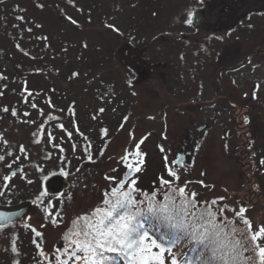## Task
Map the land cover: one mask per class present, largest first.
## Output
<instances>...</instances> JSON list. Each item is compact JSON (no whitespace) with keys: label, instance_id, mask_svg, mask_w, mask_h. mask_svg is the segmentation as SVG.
<instances>
[{"label":"rangeland","instance_id":"obj_1","mask_svg":"<svg viewBox=\"0 0 264 264\" xmlns=\"http://www.w3.org/2000/svg\"><path fill=\"white\" fill-rule=\"evenodd\" d=\"M233 1L206 0L201 5L200 0H0V109H10L0 111V155H5L0 163V191L5 193L0 205L31 203L24 216L0 229V264L14 260L55 264L56 249H63L71 221L102 202V193L115 186L105 177L120 178L128 171L120 157L134 153L141 140L142 170L135 174L139 189L150 192L156 178L172 167L182 171L181 184L193 181L189 188L201 193V200L226 197L220 206L237 210L243 206L253 231L264 226V164L260 163L264 139L257 141L262 145L256 155L243 144V133L253 137L260 131L256 118L264 121V15L257 14L264 13V0H243L242 14L253 15L242 19V53L236 61H243L237 72L241 90H250L253 82L259 85L252 129L240 124V114L232 109L216 113L208 106V99L215 98L211 92L217 93L221 64L216 60L220 51L214 36L222 34L210 28L219 20V5ZM248 1L258 5L247 13ZM200 6L208 11L207 27L185 22L188 13L193 16ZM134 48L143 49L151 65L167 64L168 74L140 83L136 68L128 62ZM73 72L79 76L73 78ZM73 102L75 116L69 113ZM13 108L16 117L11 115ZM100 108L105 111L99 112ZM24 112L30 115L25 117ZM61 124L63 128L58 127ZM204 124L198 132L196 125ZM193 143L197 148L184 165L174 164L181 149H193ZM21 145L25 153L19 151ZM136 159L129 156V162ZM65 160L70 163L65 165ZM18 167L21 170L13 171ZM5 175L11 177L8 187H4ZM41 190L48 192L45 205L34 203ZM49 200L52 208L46 211ZM227 215L236 219L231 212ZM25 223L42 237L23 227ZM237 226L247 231L246 225L237 222ZM13 240L17 253L11 252ZM61 259L78 264L65 255Z\"/></svg>","mask_w":264,"mask_h":264},{"label":"snow or ice","instance_id":"obj_2","mask_svg":"<svg viewBox=\"0 0 264 264\" xmlns=\"http://www.w3.org/2000/svg\"><path fill=\"white\" fill-rule=\"evenodd\" d=\"M200 3L203 5L206 0H200ZM257 14L264 15V13ZM188 17L185 22L191 25L193 23L191 12L188 13ZM248 19L250 20L251 16ZM71 23L76 25L77 21L71 20ZM107 27L111 29L114 26L108 24ZM247 27L252 29L254 25L249 23ZM226 35L231 36V32ZM215 38L224 39L222 36ZM248 63H251V60ZM78 76V72L72 73L73 78ZM258 88L259 85H257ZM28 95L31 96L32 93ZM48 104L49 107H55L50 100ZM31 107L35 109L37 105L32 103ZM0 111L9 113L10 109L5 106ZM39 111L40 115H44L42 109ZM98 111L102 113L105 109L100 108ZM69 113L75 116V102L69 106ZM11 115L17 116L15 108L11 109ZM23 115L26 117L30 114L24 112ZM0 119L3 117L0 116ZM244 121L248 122L247 116L244 117ZM23 122L35 123V121ZM58 127L63 128V125H58ZM102 131L107 135V129ZM68 135L71 137L70 132ZM52 139L49 133V142ZM0 140H2V134H0ZM3 143L7 144V141ZM36 143L40 141L37 140ZM142 143L143 140L136 145L134 153L126 152L120 157L128 170L122 177H105L115 186L102 193V202L88 214H81L71 221L72 227L63 237L66 242L63 249H56L55 264H69V260H62L61 255L74 259L78 264H117L118 259H122L126 264H166L167 255L170 264H183V261L174 254V249L188 245L191 246L189 251L196 253L189 264H264V226H260L258 231H253L251 221L245 217V207L241 206L237 210L226 204L220 206V202L226 200V197L213 198L211 201L201 200L202 194L189 188L193 181L185 180L181 184L182 171L172 167L166 168L165 175L156 178L155 185L150 192L139 189L135 174L142 170L143 153L140 151ZM75 148L76 146L73 145V150ZM19 151L25 153L23 145L20 146ZM7 155L11 156L12 153L8 152ZM130 155L137 159L129 162ZM88 159L92 160L90 153ZM4 160L5 155H0V163ZM63 163L66 165L70 162L65 160ZM260 163L264 164V160ZM7 167L11 168V164ZM39 170L43 171V169ZM112 171L116 172L117 169H112ZM12 175L16 173L13 172ZM10 179L9 175L3 176L4 187L9 186L7 182ZM28 183L31 184L33 181L29 180ZM195 183L205 188L208 187L203 181ZM3 195L5 193L0 191V196ZM46 196H48L47 191H39L34 203L45 205ZM51 208L52 203L49 200L45 210ZM229 212L236 218L235 220L227 215ZM9 219L0 217V220ZM51 222L53 225L57 224L56 220ZM237 222L246 225L247 231H240ZM4 227L5 224L0 223V229ZM23 227L30 229L36 237L43 235L29 223H25ZM33 243L36 242L33 241ZM37 248H40L39 244ZM11 252L17 253L15 240L12 241ZM39 255L44 257L43 251H40ZM13 264H19V261L14 260ZM48 264H51V261Z\"/></svg>","mask_w":264,"mask_h":264},{"label":"flooded vegetation","instance_id":"obj_3","mask_svg":"<svg viewBox=\"0 0 264 264\" xmlns=\"http://www.w3.org/2000/svg\"><path fill=\"white\" fill-rule=\"evenodd\" d=\"M250 1V0H249ZM246 3L245 10L248 12H252L256 5V1H252V3ZM255 4V5H254ZM243 0H234L232 3L229 4H220L219 5V20L218 21H213L212 24L215 26L210 28L213 29L214 31H218L222 34L217 35L215 34L214 37L216 36H222L224 37L223 40H218L217 42H214V45L217 44L215 47H217L218 51H220L219 56H216L217 63L220 64L219 68L217 70V74L219 77V85H217V93L211 92L213 97L208 99L209 107H213V111H216V113H221V112H227L230 109H232L233 114H240L241 116V121L240 124L244 121V117H248V122L246 123L247 126H250L249 128L252 129L251 122L255 120V117L252 113V108H254L255 103H259L258 101L260 100L257 94V85L250 80V83L252 84L251 87L247 85V88L250 87V90H241V84L238 83L237 80V72L240 70L241 65H243V61L237 63L238 59H240V53L242 50V41H241V31H242V26H243V18L247 16H251L252 14H246L243 15ZM203 8L204 9V19L199 25H194L196 27L205 24L207 27V16H208V11L205 7H198L197 9ZM196 9V10H197ZM211 9V6H210ZM205 28V27H204ZM231 32V36L226 35V33ZM205 37V36H204ZM139 49V48H138ZM131 52V49H130ZM144 53L145 51L143 49H140V51H137L135 48L132 50V53H130V57L128 58V62L136 68L137 75L139 76V81L142 83L143 81H147L150 79H153L156 76L159 77H164L167 75L169 68L167 64H164L162 62H156L153 65L149 63L146 58H144ZM218 58V59H217ZM247 58V56H246ZM244 59L247 60V59ZM130 59V60H129ZM138 68V69H137ZM224 74V75H223ZM223 75V76H222ZM239 78V77H238ZM216 84V83H214ZM206 93V92H205ZM210 94V93H207ZM234 117H236L234 115ZM260 121V116L256 118V128H260V131L256 130L257 132L254 133V136L252 137V133H248L246 131L245 134V141H243L244 145H248V151L252 152L254 155L257 154V141L260 139H264V133H262L263 129V123L259 122ZM206 124L204 125H196V129L198 132H201L205 128ZM244 126V125H243ZM209 132L208 130H205ZM206 132V133H207ZM234 135V133H233ZM239 134H235V136ZM194 134L191 133V137L194 139ZM196 143H193V149H188V148H182L180 152L186 153L187 158L189 156L193 155V150L197 148ZM260 144L259 146H261ZM264 145V144H263ZM263 147V146H262ZM262 150V151H261ZM260 153H264V148L261 149ZM261 156V155H260Z\"/></svg>","mask_w":264,"mask_h":264},{"label":"water","instance_id":"obj_4","mask_svg":"<svg viewBox=\"0 0 264 264\" xmlns=\"http://www.w3.org/2000/svg\"><path fill=\"white\" fill-rule=\"evenodd\" d=\"M203 19H204V10L198 9L193 16V23L195 25H199L203 21ZM184 160H185V157L183 155H178V157L173 160V163L177 165H181L184 163ZM19 170H21V167H18L17 169L13 171H19ZM48 181H47V184H48ZM30 207H31L30 202H22L19 204H14V205H9V206L0 205V217L10 218L9 220H0V223H4L6 225V224H9L11 222H14L20 219L22 216H24L29 211Z\"/></svg>","mask_w":264,"mask_h":264},{"label":"trees","instance_id":"obj_5","mask_svg":"<svg viewBox=\"0 0 264 264\" xmlns=\"http://www.w3.org/2000/svg\"><path fill=\"white\" fill-rule=\"evenodd\" d=\"M190 247L191 246L188 245V246H184L181 248H175L174 249V254H175L176 249L180 250V253L175 254V255L178 257L179 260L183 261V264H189V262L192 261L194 259V257L196 256L195 252L189 251ZM154 251H158V250L154 249ZM108 255H113V254H108ZM117 264H126V262H124L122 259H118ZM166 264H170V260L167 257V255H166Z\"/></svg>","mask_w":264,"mask_h":264}]
</instances>
